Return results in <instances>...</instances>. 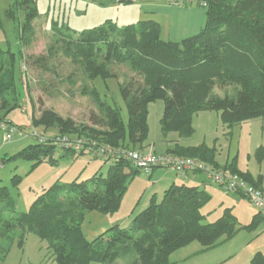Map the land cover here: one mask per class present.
Wrapping results in <instances>:
<instances>
[{"label": "trees", "instance_id": "obj_1", "mask_svg": "<svg viewBox=\"0 0 264 264\" xmlns=\"http://www.w3.org/2000/svg\"><path fill=\"white\" fill-rule=\"evenodd\" d=\"M172 1L175 6L187 3ZM194 2L206 9L205 25L197 34L179 42L163 40L162 25L154 20L122 28L107 20L88 31L53 24L63 54L75 66L83 68L92 81L112 79L110 64L127 63L142 78V83L130 81L119 85L128 112L127 123L119 108L104 103L100 104V120L92 121L100 129L79 128L71 119H63L53 110L45 111L40 119L34 120L35 126L56 129L61 136L42 137L13 159L32 162V169L44 162L55 164L54 152L60 146L74 157L89 155L92 161H100L108 170L106 175L99 170L90 179L77 178L71 183H56L44 189L24 213H18L11 202L4 203L10 194L7 187H0V243L14 240L13 236L20 232L19 245L23 246L25 235L35 234L47 243L57 264H115L120 257L126 258L128 264H172V254L194 242L200 243L202 251L207 252L231 241L239 232L264 223V216L259 212L251 224L242 226L230 209L214 223H204L206 216L202 209L210 201V195L196 186L173 184L161 201L153 197L148 207L134 216L129 228L115 225L93 241H88L82 232L86 212L113 215L120 210L126 184L139 172L128 154L142 153L135 149L143 150L149 136V104L164 102L162 130L165 134L178 135L167 154L196 158L217 169L222 168L215 150L206 145L179 144L181 139L194 134L193 116L202 111L218 112L228 129L264 118V0ZM21 5L28 9L23 33L26 31L29 38L34 34L31 23L38 16L37 5L34 0L15 1L16 7ZM7 55L13 56L0 49L3 117L19 107L14 64L6 62ZM215 87H235L236 93L233 97H219L213 95ZM64 137L73 138L74 143ZM82 138L88 140L87 150H76L74 144ZM231 173L242 174L260 188V179L255 181L235 167ZM21 181L16 176L14 185ZM250 264H264V256L256 254Z\"/></svg>", "mask_w": 264, "mask_h": 264}, {"label": "rangeland", "instance_id": "obj_2", "mask_svg": "<svg viewBox=\"0 0 264 264\" xmlns=\"http://www.w3.org/2000/svg\"><path fill=\"white\" fill-rule=\"evenodd\" d=\"M15 1L0 0V49L13 55H7L5 60L14 64V84L19 98L17 109L5 117L0 113V124H8L14 129L11 133L0 127V187L5 186L9 190V198L4 203L11 202L18 213H24L44 189L56 183H71L77 178L90 179L99 170L106 175L108 170L100 161H92L89 155L74 157L66 154L60 146L54 152L55 164L44 162L32 169V162L13 159L21 150L40 142L42 137L57 139L61 136L56 129L35 126L34 120L40 119L45 111L53 110L63 119H71L79 128L94 126L92 121L94 118L100 120V104L104 103L119 108L127 123L128 112L119 85L130 81L142 83V78L127 63L110 64L112 79L92 81L83 68L75 66L63 54L53 24L88 31L112 20L122 28L138 23L141 11L158 10L160 15L153 17L154 14H145V20L151 19L162 25L163 40L179 42L197 34L207 18L206 9L196 2L175 6L172 0H140L121 4L112 0H34L38 16L31 23L34 34L27 38L28 33L25 31L24 34L23 29L28 9H24L25 5L16 7ZM235 93V87L213 89V95L219 97H233ZM164 109L162 100L149 104V136L142 146L143 150L138 148L136 151L165 155L169 147H174L178 135L174 132L165 134L162 130ZM192 125L194 134L191 138L181 139L182 144L210 147L215 150L216 160L222 168L215 169L231 173L232 167H235L237 171L251 175L255 181L260 179V188L264 190V118L228 129L220 113L202 111L193 116ZM94 127L100 129L97 125ZM71 137L64 138L74 143ZM84 140L79 139V143L74 145L80 148H74L87 150L85 142L88 140ZM178 158L202 162L196 158ZM189 175L193 180H183L177 173L163 168L150 175L139 170L127 182L117 213L102 215L95 211L86 212L82 224L85 238L93 241L115 225L129 228L134 216L147 208L153 197L157 202L161 201L172 184L196 185L210 195V201L202 209L206 216L204 223H214L227 209L242 226L251 224L254 216L259 214V210L243 195L222 190L203 173ZM238 175L247 183L254 184L242 174ZM16 176L22 178L18 185H14ZM20 236L18 232L13 236L14 240L0 243V264H57L46 242L35 234L27 233L23 246H20ZM258 253L264 256V223L252 230L239 232L231 243L215 250L203 252L200 243L194 242L173 253L170 261L172 264H250L248 259ZM115 264H128V260L120 257Z\"/></svg>", "mask_w": 264, "mask_h": 264}, {"label": "built area", "instance_id": "obj_3", "mask_svg": "<svg viewBox=\"0 0 264 264\" xmlns=\"http://www.w3.org/2000/svg\"><path fill=\"white\" fill-rule=\"evenodd\" d=\"M114 3L121 4L125 2H135L140 0H112ZM185 2H194L196 0H184ZM176 2V0H174ZM176 4V3H175ZM0 127L5 131L13 132L8 124H0ZM60 142L65 141L58 139ZM75 148H80L78 145ZM128 157L132 161L133 165L139 170H142L146 174H152L156 169H167L180 175L182 178H186L188 174L195 173L200 170L206 178L218 185L222 190L227 192H235L246 197L251 204L259 210L262 216H264V193L257 187L247 183L238 174L229 173L226 171H220L207 165L203 162L178 158L172 154L155 155V154H143L140 152H131Z\"/></svg>", "mask_w": 264, "mask_h": 264}, {"label": "crops", "instance_id": "obj_4", "mask_svg": "<svg viewBox=\"0 0 264 264\" xmlns=\"http://www.w3.org/2000/svg\"><path fill=\"white\" fill-rule=\"evenodd\" d=\"M143 13V14H142ZM145 14H147V15H149V14H154V16L153 17H155V16H158V15H160V11H153V10H151V11H141V13H139L138 14V19L140 20V21H146L145 20V18H146V15ZM152 17V18H153ZM149 20H151V19H149ZM139 21V22H140ZM129 22H133V21H129ZM132 24V23H131ZM201 28H202V26H201ZM181 146H187V147H198V146H200V145H196V146H194V145H184V144H182L181 143V141H180V143H179ZM210 148V147H209ZM169 149H172L171 147H169L167 150H166V152L169 150ZM218 162V161H217ZM219 163V162H218ZM183 180H193V177H191V175H187V177L186 178H182ZM182 180V181H183ZM191 182H193V181H191ZM182 184H184V183H182ZM173 185V184H172ZM193 186H196V185H193ZM197 187V186H196ZM261 189V188H260ZM263 192H264V190L263 189H261ZM235 238H236V236H235ZM234 240V238L231 240V241H229V242H227L226 244H224V245H227V244H229V243H231L232 241ZM224 245H221L220 247H223ZM219 248V247H218ZM218 248H215V249H218ZM215 249H213V250H215ZM249 260H251L250 258L248 259V261ZM250 262V261H249Z\"/></svg>", "mask_w": 264, "mask_h": 264}]
</instances>
